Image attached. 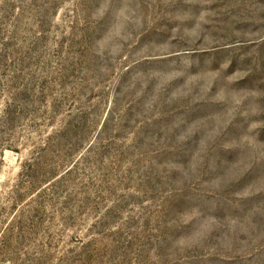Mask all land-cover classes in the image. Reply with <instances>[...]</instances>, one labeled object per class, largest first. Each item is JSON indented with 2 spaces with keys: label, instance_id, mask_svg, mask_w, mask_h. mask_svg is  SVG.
<instances>
[{
  "label": "rangeland",
  "instance_id": "obj_1",
  "mask_svg": "<svg viewBox=\"0 0 264 264\" xmlns=\"http://www.w3.org/2000/svg\"><path fill=\"white\" fill-rule=\"evenodd\" d=\"M0 264H264V0H0Z\"/></svg>",
  "mask_w": 264,
  "mask_h": 264
}]
</instances>
